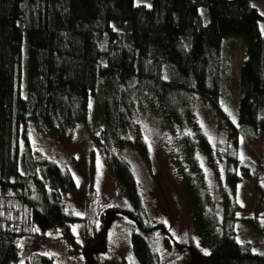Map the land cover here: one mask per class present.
Listing matches in <instances>:
<instances>
[{"label":"trees","instance_id":"1","mask_svg":"<svg viewBox=\"0 0 264 264\" xmlns=\"http://www.w3.org/2000/svg\"><path fill=\"white\" fill-rule=\"evenodd\" d=\"M262 18L253 0H152L151 6L136 0H0V264H17L20 241L37 234L46 238L49 231L61 233L57 238L72 252L79 251L73 223L81 218L63 202L76 180L55 159L35 151L32 133L72 136L101 95L103 122L93 137L133 206L122 214L138 216L132 244L141 263L158 264L150 235L161 226L144 219L142 194L121 148L135 143L144 152L137 119L149 110L170 129L185 126L176 132L172 158L193 225L210 247L206 254L193 251L194 261L264 264V252L236 237L238 201H222V216L217 213L202 166L204 156L212 163L214 148L196 121L192 99L193 92L215 104L229 99L222 78L223 39L241 36L247 53L240 74L238 123L233 125L224 114L223 119L236 145L240 137L255 140L264 133ZM235 166L245 177L255 174L264 180V161L238 160ZM261 183L257 188L264 193ZM94 200L92 186L84 222L93 234ZM248 221L264 235V222L253 217ZM26 261L56 264L47 254Z\"/></svg>","mask_w":264,"mask_h":264},{"label":"rangeland","instance_id":"2","mask_svg":"<svg viewBox=\"0 0 264 264\" xmlns=\"http://www.w3.org/2000/svg\"><path fill=\"white\" fill-rule=\"evenodd\" d=\"M136 3L151 6L152 0H136ZM253 5L263 17L259 27L264 35V0H253ZM202 13L208 21V12L203 9ZM246 53L247 44L243 37H224L222 57L226 68L222 78L224 89L230 94L229 99L221 98L215 104L198 92H193L192 99L196 121L214 148L212 163L208 156H204L202 166L217 213L219 217L222 216L224 200H237L240 206L242 202L243 206L237 210L236 237L241 242L249 243L255 252L263 253L264 235L253 228L248 218L264 222V193L257 188V184L263 186L261 181L264 180L255 174L251 177L243 176L240 172L242 169L235 164L245 159L256 163L264 161V133L260 132L255 140L240 137L236 145L228 137L230 125L223 119L224 114L233 125L238 123L240 74ZM103 103L102 95L92 101L89 117L86 121L77 122L70 137L35 131L32 133L35 151L55 159L76 180L75 188L65 191L63 202L68 212L81 218V221L73 223V229L80 240L79 251L72 252L67 242L57 238L61 233L49 231L46 238L37 234L20 241L21 252L17 264H26L27 259L40 254L52 255L56 264H142L132 244V235L139 230L136 223L138 216L135 213H132V217L122 214V210H133V206L121 192L93 137L96 134L94 131L102 126ZM137 120L146 141L144 152L141 146L134 143L121 148V153L131 166L139 185L144 219L161 226L150 235L153 249L159 256L158 264H197L193 259V251L199 255L206 254L210 247L202 242L193 225L188 197L172 158L176 132L184 130L185 126L177 128L173 125V129H170L165 120L149 110L140 112ZM238 176L241 178L236 179ZM92 186L96 205L94 234L87 230L84 222Z\"/></svg>","mask_w":264,"mask_h":264},{"label":"snow or ice","instance_id":"3","mask_svg":"<svg viewBox=\"0 0 264 264\" xmlns=\"http://www.w3.org/2000/svg\"><path fill=\"white\" fill-rule=\"evenodd\" d=\"M241 158L243 159V155L241 154ZM241 206H243L242 202H241Z\"/></svg>","mask_w":264,"mask_h":264}]
</instances>
